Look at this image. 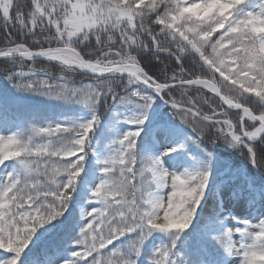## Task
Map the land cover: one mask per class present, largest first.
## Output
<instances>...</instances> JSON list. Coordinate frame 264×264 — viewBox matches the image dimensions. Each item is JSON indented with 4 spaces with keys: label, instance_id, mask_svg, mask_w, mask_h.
I'll use <instances>...</instances> for the list:
<instances>
[{
    "label": "snow or ice",
    "instance_id": "snow-or-ice-1",
    "mask_svg": "<svg viewBox=\"0 0 264 264\" xmlns=\"http://www.w3.org/2000/svg\"><path fill=\"white\" fill-rule=\"evenodd\" d=\"M0 80V264H264V0H0Z\"/></svg>",
    "mask_w": 264,
    "mask_h": 264
},
{
    "label": "trees",
    "instance_id": "trees-1",
    "mask_svg": "<svg viewBox=\"0 0 264 264\" xmlns=\"http://www.w3.org/2000/svg\"><path fill=\"white\" fill-rule=\"evenodd\" d=\"M0 87H3V81H2V80H0ZM33 108H34L35 110L43 111V108H42L41 106H33ZM216 151H217L218 153H220L222 156H227L228 153L230 152V150L222 149V148H218V149H216ZM236 159H237V158H236ZM237 162H239V161L237 160Z\"/></svg>",
    "mask_w": 264,
    "mask_h": 264
},
{
    "label": "rangeland",
    "instance_id": "rangeland-1",
    "mask_svg": "<svg viewBox=\"0 0 264 264\" xmlns=\"http://www.w3.org/2000/svg\"><path fill=\"white\" fill-rule=\"evenodd\" d=\"M237 160L239 161V158L237 157Z\"/></svg>",
    "mask_w": 264,
    "mask_h": 264
}]
</instances>
